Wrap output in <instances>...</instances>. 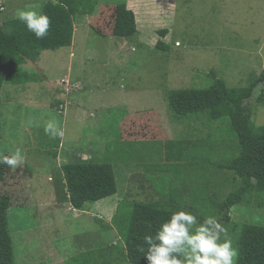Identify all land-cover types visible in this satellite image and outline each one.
<instances>
[{
    "label": "rangeland",
    "instance_id": "1",
    "mask_svg": "<svg viewBox=\"0 0 264 264\" xmlns=\"http://www.w3.org/2000/svg\"><path fill=\"white\" fill-rule=\"evenodd\" d=\"M47 1L31 5L39 9ZM96 1L101 6L93 14L76 17L72 47L45 51L39 61L25 65L37 77L27 85L29 93L7 82L5 67L0 73V155L20 148L26 156L0 188L2 203L10 210L17 264H73L84 253L88 260L81 258V264H128L123 257L116 259L125 247L117 218L127 213L129 202L161 200L151 189L150 178L161 176L163 165L155 144L214 138L210 144L223 141L221 148L216 152L212 146L209 153L199 148L197 161H207L208 155L222 163L233 155L223 144L232 142L228 120L208 123L202 117L180 124L168 106L169 92L209 87L212 71L232 88L247 87L264 73V0H129L138 23L131 39L112 36L120 0ZM4 4L5 16L14 19L11 0ZM14 4L16 9L30 6L22 0ZM158 41L170 50H157ZM66 78L71 80L68 88L60 85ZM255 102L252 118L263 126L264 106ZM60 103H65L63 111ZM49 118L63 129L62 139L44 133ZM124 141H132L134 148L126 151ZM91 158L114 165L118 192L80 211L66 202L62 167ZM234 189L228 185L219 199ZM250 203L235 206L228 222L216 217L233 247L244 225L264 226V204L259 207L257 198ZM114 249L119 252L113 254Z\"/></svg>",
    "mask_w": 264,
    "mask_h": 264
},
{
    "label": "trees",
    "instance_id": "2",
    "mask_svg": "<svg viewBox=\"0 0 264 264\" xmlns=\"http://www.w3.org/2000/svg\"><path fill=\"white\" fill-rule=\"evenodd\" d=\"M128 1L120 0L115 4L112 36L119 39H131L138 33L136 13L129 9ZM98 5L101 6L96 0L47 1L41 11L51 18V26L48 35L43 39H37L17 19H8L1 23L0 70L4 67L7 69L5 74L10 75L7 82L23 86L24 89L28 84L37 82L36 74L26 71L25 65L39 61L45 51L72 47L76 17L90 16ZM160 34L165 36L167 31H160ZM156 49L170 50L162 41H158ZM210 77L213 83L209 87L177 89L169 92L168 106L180 124L202 117L206 118L208 123L228 120L227 134L232 142L225 141L223 144L233 152V155H228L222 163H215L208 155L204 156L207 161H197V150L200 148V150H208L209 153L213 146L210 143L216 140L214 138L199 142H192L189 139L160 140L162 145L155 144L160 147L163 155L160 163L163 165L161 170L157 163H154V167L159 168L158 174L161 176L151 174L154 176L150 178L151 189L161 195V200L129 202L128 204L131 205L126 209L127 213L117 218L119 220L117 226L125 244L122 253L114 249L113 254L119 252L116 258L118 261L123 257L128 264H147L144 252L138 250L141 246L144 247L145 252L147 250L143 245L142 237L149 232L154 233L159 223L165 221L173 211L181 208L196 212L201 220L211 215L219 216L228 222L231 210L237 205L251 204V200L257 198L258 206L263 207L264 125H256L250 105L252 99L256 98L255 103L264 106V73L247 87L238 88L229 87L214 71L210 73ZM2 95L0 84V105L3 103ZM60 104L65 105V103ZM64 108L65 106L60 108L61 111ZM219 126L220 129L222 126ZM124 142L127 145L126 151L128 148H134L135 144L132 141ZM218 142L220 144L213 146L214 151L222 146L223 141ZM127 158L131 161L134 156ZM189 158L190 164L186 163V160L190 162ZM12 170L7 165H0V188L12 174ZM218 170L224 173L221 174L222 172ZM62 172L66 202L74 209L84 211L88 204H96L113 197L118 192L112 163H100L91 158L78 163L65 164ZM228 185L235 187L234 191L220 200L219 196L224 193ZM9 211L0 197V264H17L13 237L9 233ZM235 248L238 250L236 264H264V226L244 225L235 240ZM88 254H82L78 260V257H74L73 264H81L79 263L81 258L87 261ZM86 261L82 264H86Z\"/></svg>",
    "mask_w": 264,
    "mask_h": 264
},
{
    "label": "clouds",
    "instance_id": "3",
    "mask_svg": "<svg viewBox=\"0 0 264 264\" xmlns=\"http://www.w3.org/2000/svg\"><path fill=\"white\" fill-rule=\"evenodd\" d=\"M14 18L22 22L37 39L48 35L51 18L34 6L17 9ZM63 80H71L69 78ZM62 80V81H63ZM60 83L61 86H64ZM81 88V87H80ZM63 96H66L63 91ZM61 106V104H59ZM44 133L50 139H62L64 131L55 118H49ZM26 161L20 148L10 155H0V165L15 170ZM72 207V206H71ZM147 264H235L238 250L228 236L227 229L215 216L207 215L202 220L196 212L186 208L173 211L159 223L154 233L142 237Z\"/></svg>",
    "mask_w": 264,
    "mask_h": 264
},
{
    "label": "crops",
    "instance_id": "4",
    "mask_svg": "<svg viewBox=\"0 0 264 264\" xmlns=\"http://www.w3.org/2000/svg\"><path fill=\"white\" fill-rule=\"evenodd\" d=\"M4 1L5 0H0V12H1V14H0V24L2 23V22H4V21H8V16H5V13L8 11V9H7V6L4 4ZM17 1V0H16ZM22 1H24V2H27V4H30V6H34L35 7V5H31V4H33L31 1H35V0H22ZM49 1V0H48ZM46 3V2H45ZM45 3H44V5H45ZM20 5L21 4H19V7H20ZM43 5V6H44ZM43 6L41 5V6H39L40 8H39V10H42V8H43ZM17 8V6L14 4V0H11V9H10V11H9V13H10V16H13V17H10V18H14V14H15V12H16V9ZM20 9H23L22 7L20 8ZM2 19H3V21H2ZM6 19V20H5ZM15 19V18H14ZM10 20H12V19H10ZM27 65H30V63L29 64H27ZM26 65V66H27ZM0 72H2V70H0ZM2 82H0V84H1ZM24 89V88H23ZM32 89V87H26L23 91H24V93L22 92V90H21V93H23V94H25V93H27L28 91H30ZM55 93H56V95L58 96V97H60L62 94H58L57 93V91H54ZM62 92V91H61ZM29 93V92H28ZM64 147V146H63ZM62 147H59L58 149H61ZM62 150H64L65 151V148H63Z\"/></svg>",
    "mask_w": 264,
    "mask_h": 264
},
{
    "label": "built area",
    "instance_id": "5",
    "mask_svg": "<svg viewBox=\"0 0 264 264\" xmlns=\"http://www.w3.org/2000/svg\"><path fill=\"white\" fill-rule=\"evenodd\" d=\"M62 84L68 88L70 86V81L69 80H63ZM77 88H79V87H77ZM63 106H65V105H61L60 107L62 108Z\"/></svg>",
    "mask_w": 264,
    "mask_h": 264
}]
</instances>
